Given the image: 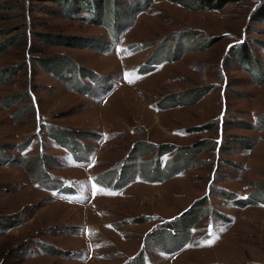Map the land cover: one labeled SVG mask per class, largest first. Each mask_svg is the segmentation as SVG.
<instances>
[{"label": "rangeland", "instance_id": "1", "mask_svg": "<svg viewBox=\"0 0 264 264\" xmlns=\"http://www.w3.org/2000/svg\"><path fill=\"white\" fill-rule=\"evenodd\" d=\"M215 7L0 0V264H264V0Z\"/></svg>", "mask_w": 264, "mask_h": 264}, {"label": "trees", "instance_id": "2", "mask_svg": "<svg viewBox=\"0 0 264 264\" xmlns=\"http://www.w3.org/2000/svg\"><path fill=\"white\" fill-rule=\"evenodd\" d=\"M232 1H235V0H199V2H197V3H194L193 0H177L178 3H180L186 7H189V8H194L197 6L200 7L202 5L207 6V4L210 6H214V7L216 6L215 8H223L227 3L232 2ZM83 2L86 3V0H83ZM192 38H193L192 36H190V37L187 36L184 38L183 43L185 41H187L185 43L186 45L184 46V49H183L184 51L185 50H195L198 47V46L196 47V43L191 42ZM3 48H4V46L0 48V51H2ZM166 50H168V49H166ZM245 53H246L245 55L250 56L249 53H247L246 51H245ZM60 65L72 69L73 70L72 71L73 76L74 75L76 76L77 73L79 72V70H77V68L74 67V63L70 59H67V60L61 62L59 64V66ZM208 90H209V87H199V88H196L195 90L187 91V93H184L185 96H183L184 103L188 104V103H193V102L198 101L205 94H207ZM18 99H19L18 96H14L12 101H10V103H6L5 106L11 105L12 103L16 102ZM9 100H11V99H9ZM260 121L262 122V125L260 126V128H263L264 127V113L260 116ZM177 148L178 147H172L168 144H165V145L161 146V149H159V150H161L162 154H165V153L170 152V151L178 150L177 153L183 155L185 158L190 156L191 152L193 150L192 147H190V146L179 148V149H177ZM137 149L140 150L141 154H143L145 156V155H148V154L154 152L155 150H158V147H156L154 144L147 145L143 142H139V143H137ZM187 161L188 160H186V162ZM259 186L260 187L257 189V191H255L258 194L264 192V182L259 183ZM247 202H250V198H248L247 200L241 201L240 205L246 204ZM245 264H259V263H245Z\"/></svg>", "mask_w": 264, "mask_h": 264}, {"label": "snow or ice", "instance_id": "3", "mask_svg": "<svg viewBox=\"0 0 264 264\" xmlns=\"http://www.w3.org/2000/svg\"><path fill=\"white\" fill-rule=\"evenodd\" d=\"M128 75L129 74H125V78L127 79L128 78ZM220 231H223V229H219ZM215 239H218V236H216L213 232H209V238L208 239H206V240H204L203 241V243L205 244V245H211L212 243H214V241H215Z\"/></svg>", "mask_w": 264, "mask_h": 264}]
</instances>
